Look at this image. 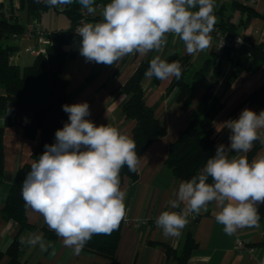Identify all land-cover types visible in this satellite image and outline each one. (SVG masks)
Returning <instances> with one entry per match:
<instances>
[{
    "label": "clouds",
    "instance_id": "obj_1",
    "mask_svg": "<svg viewBox=\"0 0 264 264\" xmlns=\"http://www.w3.org/2000/svg\"><path fill=\"white\" fill-rule=\"evenodd\" d=\"M35 2L60 9L78 4L82 15H100L99 21L82 20L75 33L81 37L79 54L86 62L105 66L126 55L159 52L167 44V34L178 37L187 54H198L211 47L210 34L218 22L215 0H110L99 13L97 0ZM182 71L179 61L168 62L156 55L145 76L179 80ZM62 109L68 121L56 130L55 143L45 144L44 152L31 163L21 184V197L25 209L41 215L64 246L78 255L93 235H110L119 228L126 213L120 173L125 166L138 173L142 157L132 137L87 119L91 114L87 102L64 104ZM218 125V133L229 130L230 143L217 145L215 155L197 174L178 183L175 199L168 203L180 211H162L155 220L165 237H179L189 216L206 211L210 203L218 209L215 220L226 235L259 226L264 154L251 160L247 154L256 142L264 146V110L256 113L245 108L238 119ZM20 242L38 245L41 251L53 247L38 233L21 237Z\"/></svg>",
    "mask_w": 264,
    "mask_h": 264
},
{
    "label": "crops",
    "instance_id": "obj_2",
    "mask_svg": "<svg viewBox=\"0 0 264 264\" xmlns=\"http://www.w3.org/2000/svg\"><path fill=\"white\" fill-rule=\"evenodd\" d=\"M235 2L248 7V10L238 8ZM215 15L218 22L229 20L238 25L239 31L248 41L264 44V0H215ZM0 6L18 9L19 21L27 28L37 20L43 26L41 16L34 18L21 6L20 0H0ZM247 9V8H246ZM71 25V24H70ZM70 27V26H69ZM63 29V28H62ZM47 31V30H46ZM51 32V31H48ZM47 36V35H46ZM167 44L159 51H150L147 55H126L112 66L86 62L80 54L70 57L62 70V76L67 80V92L73 103L87 102L90 106L88 119L97 126L110 125L133 137L135 120L126 117L123 104L128 95L121 90L133 74L136 67L145 60L153 59L156 55L161 58L175 54L178 57H190L191 70L200 68L205 61L222 52L218 50L217 41L211 37V47L204 51L189 55L185 51L183 42L173 34H167ZM5 46L11 49V62L25 66L34 61L36 55L25 50L28 46L40 47L36 38L31 40L14 38L12 35L3 40ZM31 54L30 57L26 54ZM236 53L230 59L222 61V69L215 73L208 72L203 82H198L189 107L177 99L179 88L171 87V80L155 82L153 77H145V99L148 105L153 106L156 116L166 127V133L158 137L141 155V167L138 178L131 180L125 177L121 181V188L126 191V213L122 220V229L116 251V261L85 248L75 255L71 248L65 247L62 238L55 240L46 235L44 218L27 210L29 223L35 228H23L5 219L0 214V264H7L9 256L6 253L9 245L17 236L25 239L30 233L42 234L45 240L51 241L53 247L41 251L39 246L22 244L21 258L27 264H175L173 258H167L165 244L173 248L179 247L187 231L192 232L197 247L189 260V264H264V204L259 205L261 219L258 227H243L231 236L223 232V226L216 222L215 215L218 209L210 203L206 211L202 210L189 223L179 237H165L155 220L162 211H176L172 209L169 200L175 199L173 191L181 181L166 164L170 144L186 127L191 116L199 109L200 99L206 87L213 85L214 93L221 94L225 108L215 118V142L228 145L229 130L216 131L220 123L228 119H238L245 108L256 113L264 110L258 104H245L233 118L230 112L250 92L264 82V69L243 72L232 82L228 77ZM179 61L180 60H176ZM181 64V62H180ZM5 90L0 87V93ZM4 119L0 116V125ZM41 140V132L35 137H26L22 128L7 126L4 132V175L0 177V211L5 205L11 185L18 169L26 162L32 161V152ZM234 154V153H233ZM264 154V146L259 148L249 160L257 155ZM248 155V154H247ZM183 205H181V208ZM239 242L243 246H239Z\"/></svg>",
    "mask_w": 264,
    "mask_h": 264
},
{
    "label": "trees",
    "instance_id": "obj_3",
    "mask_svg": "<svg viewBox=\"0 0 264 264\" xmlns=\"http://www.w3.org/2000/svg\"><path fill=\"white\" fill-rule=\"evenodd\" d=\"M109 2L110 0H97V4ZM20 3L22 7L26 8L29 15L37 19L44 11L52 8L44 3L38 4L35 0H20ZM234 5L241 9H249L238 2H235ZM56 9L59 10V8ZM60 11L69 15L70 27L51 31L54 40L52 44L47 46V53L36 55L34 61L25 66L11 62V49L5 46L3 40L15 32L22 33L26 28L19 21L18 15L5 17L0 13V87L5 90L4 93H0V116L4 119V123L0 125V177L4 175L5 127L18 126L29 138L35 137L38 131L41 132V140L32 152V161L24 163L18 169L5 205L0 211L5 219L16 222L20 230L35 228L28 221L27 210L21 197V184L27 172L30 171L31 163L44 152V145L55 143L56 130L61 129L64 123L68 121V114L63 111L62 106L72 104L67 92L68 83L62 76V70L70 57L79 54L81 37L75 33V27L82 14L78 4L66 6ZM101 19L102 17L97 15L93 17L92 21ZM214 28L220 29L230 36L243 35L239 31L238 25L229 20L220 22ZM233 52L236 53V57L229 73V83L243 72L264 69V44L252 41H250V46H243L240 49L231 46L226 47L219 60L218 56L214 54L196 70H190L191 61L188 56L180 58L172 54L162 58L168 62L178 59L181 62L182 76L179 80L173 78L170 86L179 88L177 99L183 102L184 107L187 108L191 104L196 84L203 82L211 69L215 73L220 72L222 61L230 59ZM151 60L142 61L126 83L120 87L128 95L123 104V110L127 118L135 120L132 138L136 142L135 151L140 156L158 137L167 131L156 116L154 107L148 105L145 99V72L149 68ZM153 79L155 82H159L155 77ZM245 104L264 106V82L236 105L229 114L230 118H233ZM200 106L202 109L197 110L191 116L186 127L171 142L166 158L167 166L180 180L190 179L197 174L206 164L207 159L213 157L216 152L215 118L225 108V103L221 94L214 93L212 84L208 85L203 92ZM9 108L11 109L10 112H8ZM261 147L260 143L256 142L253 149L248 153V157H251ZM125 177L136 180L138 173L129 172L125 166L120 173L121 181ZM208 182H212L211 178ZM122 223L123 221H121L119 228L110 235H93L84 248L116 261ZM45 232L51 239L57 238L54 231L46 229ZM196 247L197 242L190 231L185 233L179 247L173 248L165 244L167 258H173L175 264H189ZM6 253L9 256L7 264H27L21 258L22 244L17 236L9 245Z\"/></svg>",
    "mask_w": 264,
    "mask_h": 264
},
{
    "label": "built area",
    "instance_id": "obj_4",
    "mask_svg": "<svg viewBox=\"0 0 264 264\" xmlns=\"http://www.w3.org/2000/svg\"><path fill=\"white\" fill-rule=\"evenodd\" d=\"M104 5L102 3L97 4L98 13L101 10V6ZM66 7V6H65ZM64 7V8H65ZM63 8V9H64ZM60 9L59 10H63ZM0 13L5 17H12L14 15H18V9H10L3 6H0ZM96 17V16H95ZM93 17L82 15L80 20L78 21L77 26L80 24V22L86 21V22H93ZM75 27V31L76 28ZM47 35V36H46ZM211 37L216 39L217 41V47L220 52H222L226 47H234L236 49H240L243 46H250V41H248L243 35L241 34H235V35H227L224 32H222L220 29L214 28V31L210 34ZM12 37L14 38H22L31 40L33 38H36L38 42L41 44L40 47H34V46H28L25 48V50L33 55H39V54H46L47 53V46L53 43V36L51 32L46 31L42 25L39 23V21L35 20L22 32V33H13ZM176 211H180L178 208ZM199 215V214H198ZM198 215H190L189 219L194 220L198 217ZM240 247L243 246L242 242L238 243Z\"/></svg>",
    "mask_w": 264,
    "mask_h": 264
},
{
    "label": "rangeland",
    "instance_id": "obj_5",
    "mask_svg": "<svg viewBox=\"0 0 264 264\" xmlns=\"http://www.w3.org/2000/svg\"><path fill=\"white\" fill-rule=\"evenodd\" d=\"M41 21L47 31L66 29L71 24V19L66 12L53 7L42 13ZM26 55L30 57L31 54L27 53Z\"/></svg>",
    "mask_w": 264,
    "mask_h": 264
}]
</instances>
